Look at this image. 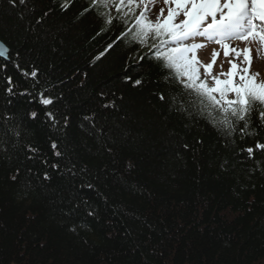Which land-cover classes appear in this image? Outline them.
Instances as JSON below:
<instances>
[{"label": "trees", "instance_id": "trees-1", "mask_svg": "<svg viewBox=\"0 0 264 264\" xmlns=\"http://www.w3.org/2000/svg\"><path fill=\"white\" fill-rule=\"evenodd\" d=\"M125 30L91 0H0V264H264L256 114L232 143L174 111Z\"/></svg>", "mask_w": 264, "mask_h": 264}, {"label": "snow or ice", "instance_id": "snow-or-ice-1", "mask_svg": "<svg viewBox=\"0 0 264 264\" xmlns=\"http://www.w3.org/2000/svg\"><path fill=\"white\" fill-rule=\"evenodd\" d=\"M8 2L12 7L17 6V0ZM146 2L147 0H91V5L95 6L99 16L105 18L106 24L119 21L125 26L126 30L117 37L118 41L147 47L145 56H150L161 65L167 73L165 81L177 82L181 91L170 97V108L190 120L195 118L197 121H206L226 141L232 143H235L237 134L241 139L257 135L258 133L252 130L253 114H256L259 120V127L264 128V82H255L254 78L248 75V68L239 69L231 60L228 61L231 67L227 73L221 71L212 75L209 70L218 55L215 51L212 63L204 66V72H200L194 53L204 47L203 44L195 43L198 38L223 45L226 49L225 56H228V45L224 43L227 40H245L251 37L264 45V0H162L163 4L168 6V15L161 20L164 13V8H161L155 21L148 18L147 10L136 14L134 6ZM18 3L25 5L26 0H18ZM113 8L117 13L115 16L111 14ZM180 15H183V20L174 22ZM130 20L132 25L129 27ZM209 20L205 26V22ZM112 47V44L108 45V48ZM9 51L0 44V58L9 60ZM232 51L236 57L241 56V51ZM144 58L140 57L141 60ZM243 61L250 66L249 49L243 50ZM220 67L223 69V65ZM238 70L243 74L234 82L233 77L237 75ZM24 75L39 82V72L36 69L31 73L25 71ZM220 76L227 78L220 79ZM209 77L213 81L211 84L208 83ZM8 84H12L11 77L8 78ZM140 84L141 80H135L134 86ZM7 92L11 94L13 88L9 86ZM230 93L234 94L232 98H229ZM40 95L42 104H53L51 97H45L43 93ZM159 98L165 100L163 94ZM47 115L55 123L52 113ZM35 116L36 113L33 112L32 117ZM57 147L53 142L52 148ZM256 150L264 151V143L257 141L254 148L247 147L242 151H246L249 159H253ZM56 156H61V153L57 151Z\"/></svg>", "mask_w": 264, "mask_h": 264}, {"label": "rangeland", "instance_id": "rangeland-1", "mask_svg": "<svg viewBox=\"0 0 264 264\" xmlns=\"http://www.w3.org/2000/svg\"><path fill=\"white\" fill-rule=\"evenodd\" d=\"M158 6L161 7L158 8ZM134 7L138 15L141 11L147 10L148 18L153 21H155L156 16L159 14L161 8H164V13L161 16V20H163L168 15V6L164 5L162 0H147L146 3L138 4ZM180 20H183V15H180L178 18H176L174 22L179 23ZM208 22H210V20L206 21L205 23ZM229 41L233 44V46L230 47L229 44H227L228 40L225 41L224 43L228 45L229 52L228 56H223L222 52L226 51L223 45L214 43L213 41L198 38L195 43L204 45V47L195 50L194 53L197 61L199 62V71L204 72V66L212 63L213 52L215 51V53H217L218 55L215 58V64H213L212 68L209 70L212 75H217L221 71L227 73L231 67L228 61L231 60L233 63H236L238 65L239 69L248 68V75L252 76L255 82H264V45H261L258 40H255L251 37L245 40L231 39ZM232 49L241 51V56L236 57L235 52H233ZM244 49L250 50V66L247 62L243 61ZM221 65H223V69H221ZM241 74L243 73L238 70L237 75L233 77L234 82H237L239 80V76ZM226 78V76H220V79ZM208 83H213L211 77L208 78ZM232 96L233 94L230 93L229 98H232Z\"/></svg>", "mask_w": 264, "mask_h": 264}, {"label": "bare ground", "instance_id": "bare-ground-1", "mask_svg": "<svg viewBox=\"0 0 264 264\" xmlns=\"http://www.w3.org/2000/svg\"><path fill=\"white\" fill-rule=\"evenodd\" d=\"M161 6H158V8H160ZM227 44H229V46L230 47H232L233 46V44L232 43H230V42H228Z\"/></svg>", "mask_w": 264, "mask_h": 264}, {"label": "water", "instance_id": "water-1", "mask_svg": "<svg viewBox=\"0 0 264 264\" xmlns=\"http://www.w3.org/2000/svg\"><path fill=\"white\" fill-rule=\"evenodd\" d=\"M0 44H3L5 47H7L2 41H0Z\"/></svg>", "mask_w": 264, "mask_h": 264}]
</instances>
